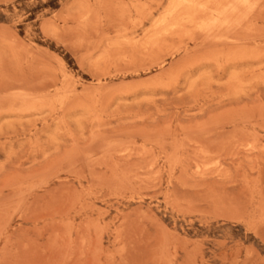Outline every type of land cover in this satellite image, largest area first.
<instances>
[{
  "label": "rangeland",
  "instance_id": "obj_1",
  "mask_svg": "<svg viewBox=\"0 0 264 264\" xmlns=\"http://www.w3.org/2000/svg\"><path fill=\"white\" fill-rule=\"evenodd\" d=\"M0 264H264V0H0Z\"/></svg>",
  "mask_w": 264,
  "mask_h": 264
},
{
  "label": "bare ground",
  "instance_id": "obj_2",
  "mask_svg": "<svg viewBox=\"0 0 264 264\" xmlns=\"http://www.w3.org/2000/svg\"><path fill=\"white\" fill-rule=\"evenodd\" d=\"M188 1V0H187ZM190 1H192V0H190ZM238 2H240V3H246L247 2V0H238ZM190 3V2H189ZM193 3V2H192ZM232 4H233V2H232ZM191 5V4H190ZM228 5V4H227ZM231 5V4H230ZM239 8V7H238ZM221 12H219V14H220ZM223 13V12H222ZM230 13V12H229ZM219 14H217V16H220ZM228 15V14H227ZM217 18V17H216ZM224 18V17H223ZM216 21V20H215ZM213 23V22H212Z\"/></svg>",
  "mask_w": 264,
  "mask_h": 264
}]
</instances>
